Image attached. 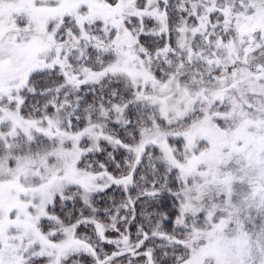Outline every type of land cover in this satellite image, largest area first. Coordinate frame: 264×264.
Masks as SVG:
<instances>
[{"label": "snow or ice", "instance_id": "6c2138e0", "mask_svg": "<svg viewBox=\"0 0 264 264\" xmlns=\"http://www.w3.org/2000/svg\"><path fill=\"white\" fill-rule=\"evenodd\" d=\"M0 264H264V0H0Z\"/></svg>", "mask_w": 264, "mask_h": 264}]
</instances>
